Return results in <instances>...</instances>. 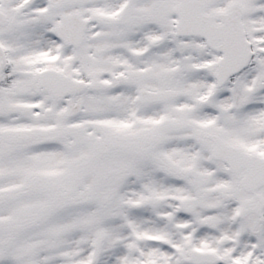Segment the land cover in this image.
<instances>
[{
	"label": "snow or ice",
	"instance_id": "obj_1",
	"mask_svg": "<svg viewBox=\"0 0 264 264\" xmlns=\"http://www.w3.org/2000/svg\"><path fill=\"white\" fill-rule=\"evenodd\" d=\"M0 264H264V0H0Z\"/></svg>",
	"mask_w": 264,
	"mask_h": 264
}]
</instances>
